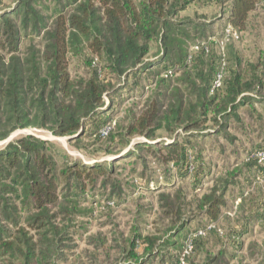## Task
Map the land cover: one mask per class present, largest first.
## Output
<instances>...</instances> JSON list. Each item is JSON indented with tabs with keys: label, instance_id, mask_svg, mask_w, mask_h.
Masks as SVG:
<instances>
[{
	"label": "trees",
	"instance_id": "16d2710c",
	"mask_svg": "<svg viewBox=\"0 0 264 264\" xmlns=\"http://www.w3.org/2000/svg\"><path fill=\"white\" fill-rule=\"evenodd\" d=\"M48 1L46 5L44 0H15L11 8L4 9L0 0V140L25 127L49 129L55 135L66 136L68 144L75 146L86 134L87 127H91L92 135L100 138L99 128L105 122L101 115L105 111L102 109L104 98L114 88V79L124 76L129 80L130 75L144 69L150 76L159 77L156 85L164 90L158 96L168 94L171 99L166 106L158 100L150 101L148 107L126 125L121 136L142 135L151 140L155 136L151 127L203 129L208 121L214 123L218 118H228L237 103L250 97V86L243 85L239 75L226 76L224 52H219L217 66L213 58L208 60L207 69L203 68V63L208 59L210 47L202 42H197L200 45L193 50L189 61V54L182 49L167 57V52H175L166 42L172 27L167 13L169 8H176V2ZM256 5V0H231L227 24L240 34ZM155 39L164 41L165 47L170 48L157 61L163 64V73L157 71L159 68L154 62L146 61L150 43ZM83 51L87 55L83 56ZM80 54L85 75H72L69 57ZM98 60L102 67L96 64ZM177 65V70L181 71L180 81L188 91L186 95L179 84H170ZM220 70V85L211 90ZM254 87L255 96L264 99L258 95L260 84L255 83ZM190 95H194L193 101ZM198 109L202 118L196 116ZM105 135L108 140L115 139L111 127ZM155 149L164 150V154L159 155L161 161L172 164L182 177L193 176L195 190L201 186L198 175L202 168L194 166L192 158L196 161L197 157L192 156L189 142L134 144L136 153L138 150L151 153ZM257 151L264 152V148L249 150L244 156L246 165L257 166L264 175V161L259 162L254 157ZM106 171L105 164H85L69 155L56 141L31 133L19 134L0 146V262L3 264L5 259V264H59L57 261L71 245V222L75 215L82 213L79 193L104 177ZM230 183L224 182L221 188H217L216 183L197 199L196 207L206 218L198 229L204 230V234H196L197 230L184 238V243L188 240L192 243L188 253L198 247L204 249L202 242L209 234L223 237L217 223L227 203L225 194ZM181 202L179 199L178 209ZM166 208L170 215L173 205L166 202ZM259 211L264 215V199ZM208 225L212 226L207 228ZM173 229L176 237L182 224ZM243 232L234 231L232 236L240 237ZM139 238L137 233L131 239L129 255L134 259L138 258L135 247L139 245ZM154 244L152 238H142L141 250L154 255ZM185 249L183 245V253ZM205 251L210 253L207 248ZM217 261L219 257L212 256L207 263Z\"/></svg>",
	"mask_w": 264,
	"mask_h": 264
},
{
	"label": "rangeland",
	"instance_id": "374dc122",
	"mask_svg": "<svg viewBox=\"0 0 264 264\" xmlns=\"http://www.w3.org/2000/svg\"><path fill=\"white\" fill-rule=\"evenodd\" d=\"M167 1L168 4L176 2V8H169L167 13L172 27L166 41L175 52L168 53L170 48L165 47V42L155 39L150 43L146 61L154 62L159 68L157 71L163 73V64L157 61L165 51L168 58L179 49L191 55L196 50L194 46L200 45L197 42L205 43L210 47V57L203 63V68L207 69L212 58L217 66L219 52H224L228 67L226 76L239 75L241 83L250 86V97L237 103L228 118H218L214 123L208 121L203 129L151 127L155 134L151 140L142 135L121 136L126 125L145 110L150 101L158 100L166 106L171 99L168 94L158 96L164 90L156 85L159 77L150 76L144 69L130 75L129 80L124 76L114 79V88L104 98L102 109L105 111L101 115L105 122L99 128L100 138L92 135L91 127H87L86 134L75 146L68 144L66 136L55 135L49 129L25 127L0 140L2 146L19 134L31 133L56 141L69 155L85 164L103 163L107 168L104 177H99L95 184L87 185L84 192L79 193L82 213L75 215L71 222V245L57 261L59 264H208L207 260L212 256L219 257L218 263L213 264H264V215L259 211V204L264 199V175L255 165L249 168L244 157L249 150L264 148V99L257 98L253 91L258 83L261 86L258 95L264 96V0H256V10L249 14L240 38L226 43L223 51L219 42L227 24L231 0ZM1 2L4 9L15 4V0ZM44 2L49 4L48 0ZM81 54L87 55L86 51ZM81 54L69 57L72 75H85ZM96 64L102 67L100 60ZM178 68V65L174 67L170 84H179L186 95L188 91L180 81ZM194 98L190 95V100ZM196 116L202 118L199 109ZM108 126L113 128V141L103 132ZM125 140H129L127 144ZM173 140L189 142L192 156L197 157L192 161L194 166L202 168V173L198 175L201 186L196 190L192 186L193 176L182 177L172 164L161 161L159 155L164 154V150L134 151L137 142L168 144ZM127 152L131 153L125 156ZM224 182L232 183L227 185V203L217 223L223 237L209 234L202 242L204 249L198 247L186 253L182 263L179 258L183 253L182 246H186L184 238L193 235L206 220L196 207L197 199L208 187L217 183L219 188ZM179 199L182 205L178 209ZM166 202L173 205L170 215ZM181 224L182 229L174 237L173 228ZM243 230L240 237L233 238L232 232ZM137 233L140 235L139 245L135 247L138 258L134 259L129 251L131 239ZM146 237L155 242L154 255L141 250L142 238ZM206 248L210 253L205 251ZM3 262L5 264V259Z\"/></svg>",
	"mask_w": 264,
	"mask_h": 264
},
{
	"label": "built area",
	"instance_id": "2783aa9c",
	"mask_svg": "<svg viewBox=\"0 0 264 264\" xmlns=\"http://www.w3.org/2000/svg\"><path fill=\"white\" fill-rule=\"evenodd\" d=\"M239 32L236 28H234L231 24H227L224 28V31H223V34H222V38L220 40V48L221 50L223 51V48H224V45L231 41V40H237L239 38ZM198 48V45H195L194 46V49H197ZM204 48L207 50V47L204 46ZM190 54L188 55V58L187 60L189 61L190 60ZM221 76H222V71L220 70L213 82V85H212V88L211 90H213L215 87H218L220 85V81H221ZM109 126L104 128L105 130H103L104 133H107V131L109 130ZM254 157H256L258 159L259 162H263L264 161V152L263 151H257L255 154H254ZM212 225H208L207 228H210ZM196 234H204V230H198L196 232ZM195 234V235H196ZM192 247V243H191V240H188L186 242V249L184 250V255L186 253H188L190 251ZM180 261L183 263V256L180 258Z\"/></svg>",
	"mask_w": 264,
	"mask_h": 264
}]
</instances>
